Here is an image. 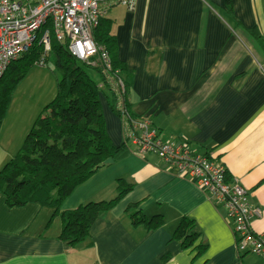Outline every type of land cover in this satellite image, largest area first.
<instances>
[{"label": "crops", "instance_id": "obj_1", "mask_svg": "<svg viewBox=\"0 0 264 264\" xmlns=\"http://www.w3.org/2000/svg\"><path fill=\"white\" fill-rule=\"evenodd\" d=\"M102 18L111 25L117 60L132 74L131 113L149 119L164 141L186 142L222 164L229 181L261 210L250 228L264 237V51L251 34L256 30L264 40V0H133L132 9L104 8ZM46 73L35 71L46 84L36 96L24 89L21 99H11L0 130V170L52 98ZM99 102L109 140L125 144L123 122L103 96ZM127 146L123 160L105 165L66 200L63 211H72L114 199L118 180L132 186L76 248L58 240L61 222L53 209L9 208L0 195V264L264 263L237 252L221 204L156 156L141 158ZM131 207L145 217L161 216L163 226L132 227ZM182 218L194 221L203 255L195 258L196 251L171 241Z\"/></svg>", "mask_w": 264, "mask_h": 264}, {"label": "trees", "instance_id": "obj_2", "mask_svg": "<svg viewBox=\"0 0 264 264\" xmlns=\"http://www.w3.org/2000/svg\"><path fill=\"white\" fill-rule=\"evenodd\" d=\"M264 51V40L256 30L251 31ZM94 44L106 52L110 71L104 74L99 65L83 68L66 50L51 43V50L44 53L37 45L17 61L25 67L14 69L10 65L0 81V126L11 102L13 91L35 65H44L48 55L54 59L56 97L46 104L34 120L17 154L0 170V195L9 208L39 204L54 210V217L61 222L60 242L70 248L83 243L94 222L109 213L127 195L132 186L117 181L116 196L106 202L88 203L72 211H60L65 199L75 189L89 181L105 165L123 160L129 153L127 142L114 146L105 131L99 97L103 96L120 120L122 112L129 120H136L130 111L128 93L132 74L117 60L116 41L111 34L109 21L101 18L93 30ZM16 61V62H17ZM15 70L17 75L10 77ZM13 70V71H14ZM90 71L96 81L89 77ZM6 79L5 83H2ZM121 83V88L115 84ZM113 83V84H112ZM227 180H229L227 178ZM132 227L154 231L163 226L161 216L145 217L133 207L127 210ZM193 220L182 218L171 236L181 250L196 251V257L206 251V246L196 244L199 235Z\"/></svg>", "mask_w": 264, "mask_h": 264}, {"label": "built area", "instance_id": "obj_3", "mask_svg": "<svg viewBox=\"0 0 264 264\" xmlns=\"http://www.w3.org/2000/svg\"><path fill=\"white\" fill-rule=\"evenodd\" d=\"M115 5L132 9L133 0H0V81L8 67L33 46L48 53L52 39L63 43L76 61L99 65L104 74L109 73L108 56L94 44L92 33L104 8ZM115 85L121 88L120 82ZM121 121L125 141L135 148L137 156H156L172 174L190 180L221 204L237 252L264 262V237L253 234L250 228L261 217V210L250 205L248 193L237 182L227 180L222 164L196 153L186 142L164 141L149 119L129 120L122 112Z\"/></svg>", "mask_w": 264, "mask_h": 264}, {"label": "rangeland", "instance_id": "obj_4", "mask_svg": "<svg viewBox=\"0 0 264 264\" xmlns=\"http://www.w3.org/2000/svg\"><path fill=\"white\" fill-rule=\"evenodd\" d=\"M51 43H53L54 46H56L57 48H60L61 50H66L65 45L63 43H62V45H60L59 43L55 42L54 39H52V42ZM77 63H78L79 66H81L83 68V65L80 62H77ZM12 65H14L13 66L14 69H22V68L25 67V64H24L23 61L14 62V63H12ZM39 67L42 70H44V71L47 72L46 74L48 75V78L50 79V82H51L50 85L47 87V92L50 93L52 91V98L49 100V102H51L56 97V83H55V79H54V76L55 75H53V73H55L54 59H53V55L50 54V55H48V57L46 59V63L43 66L35 65V66L31 67L27 71V73H26L27 74L26 75L27 77L25 76V78L18 83V85L16 86V88L13 91V95H12V98L11 99H14V96L16 98H19L20 97V99H21V97H23V91H24V89H26V93L27 94H30V95H32L30 93V89L31 90H34L35 96H36L41 90H43V88H45L46 84L44 82L41 83V80L39 78L38 79L34 78L35 71L38 70ZM13 70H12V72H10V77H13V76L17 75L15 73V70L14 71ZM50 72H53V73L50 74ZM86 72L88 73V75H89L90 78H92L94 81H96V79L94 78V75L90 71L86 70ZM5 82H6V79L2 83H5ZM53 91L55 92L54 94H53ZM20 99L18 101H16V104L17 103L18 104H21ZM9 107L7 108V111L9 109ZM3 122H4V120H3ZM3 122H2V124L0 126V130H3V129H1V127L3 126ZM117 162H120V161H117ZM109 165H111V164H109ZM115 196H116V194H115ZM67 199H65L63 201V203L61 204L60 211H63V207L66 204V200ZM45 208H49V207H45Z\"/></svg>", "mask_w": 264, "mask_h": 264}, {"label": "water", "instance_id": "obj_5", "mask_svg": "<svg viewBox=\"0 0 264 264\" xmlns=\"http://www.w3.org/2000/svg\"><path fill=\"white\" fill-rule=\"evenodd\" d=\"M112 163H113V161L109 159V160L104 162V165H109V164H112Z\"/></svg>", "mask_w": 264, "mask_h": 264}]
</instances>
